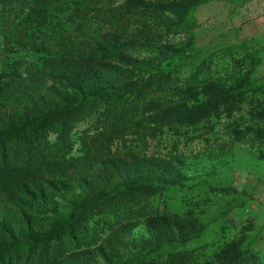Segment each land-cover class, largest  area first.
Here are the masks:
<instances>
[{
	"label": "trees",
	"instance_id": "obj_1",
	"mask_svg": "<svg viewBox=\"0 0 264 264\" xmlns=\"http://www.w3.org/2000/svg\"><path fill=\"white\" fill-rule=\"evenodd\" d=\"M219 1L0 0V61L14 46L40 52L0 70V264H264L246 231L187 248L245 192L207 220L154 205L170 190L236 191L220 171L240 146L264 148V40L195 41V14ZM102 106L71 155L75 124ZM219 127L232 142L217 147ZM168 132L205 146L144 154Z\"/></svg>",
	"mask_w": 264,
	"mask_h": 264
},
{
	"label": "rangeland",
	"instance_id": "obj_2",
	"mask_svg": "<svg viewBox=\"0 0 264 264\" xmlns=\"http://www.w3.org/2000/svg\"><path fill=\"white\" fill-rule=\"evenodd\" d=\"M228 4L229 1L226 0L220 1V4L212 2L195 14V41L199 47L210 45L211 48L215 49L219 45L230 44L238 40V36L235 34L222 33L227 28ZM89 25L92 31L102 28L101 24L96 20H91ZM60 29L58 28L56 31ZM37 42L39 43V41ZM6 54L8 57L4 56L0 61V70L5 69L3 68L5 60L8 63L10 59L15 57L24 58L25 56L31 59L40 55V52L38 48L31 49L30 47L21 48L14 46L13 50L6 52ZM261 70L264 74V64ZM104 108V106L98 108L93 115L75 124L72 132L75 144L71 155L75 154L79 149L80 138L87 132L92 133L97 122L103 120L101 114H103ZM222 131L221 127H219L215 135L210 136L211 144L220 147L232 142V139ZM55 137L56 135L51 134L50 139L54 141ZM116 146L117 144L114 145V150H116ZM204 146L205 143L201 139L190 143L176 142L172 133L168 132L149 140L144 147V154L149 156L166 155L170 152L178 151L190 157L199 152ZM262 151H264V148L261 146L253 148L249 145L240 146V151L236 152V159L232 162L231 167L220 171L218 179L232 182L236 191L228 190L222 192L204 189L187 195L176 190H170L166 194L156 197L154 205L159 207L161 213L181 214L189 209H194L199 214L204 213L206 220L216 217L227 203L233 202L239 196L240 192H245L250 197V199L244 200L245 203L242 207L234 208L223 221L213 223L210 232L204 235L202 239L189 243L187 248L199 249L206 243L211 244L224 239L229 240L240 231H246L249 246L264 257V161L255 160L256 156ZM199 193L209 196L208 202L206 198L203 201L196 198ZM191 200H199V203L202 202V204L196 207L189 202ZM94 222L95 220L93 219L89 224V228L95 226ZM143 229L144 226L141 225L135 236L140 237L144 231Z\"/></svg>",
	"mask_w": 264,
	"mask_h": 264
},
{
	"label": "crops",
	"instance_id": "obj_3",
	"mask_svg": "<svg viewBox=\"0 0 264 264\" xmlns=\"http://www.w3.org/2000/svg\"><path fill=\"white\" fill-rule=\"evenodd\" d=\"M216 3L220 4V1ZM227 7V28L222 33L238 36V40L230 44L252 38L264 40V0H247L240 7H235L229 2Z\"/></svg>",
	"mask_w": 264,
	"mask_h": 264
}]
</instances>
